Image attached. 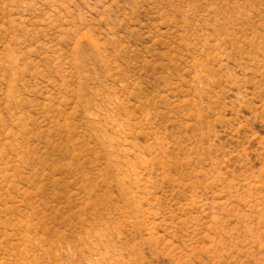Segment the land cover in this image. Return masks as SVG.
Returning a JSON list of instances; mask_svg holds the SVG:
<instances>
[{"label":"rangeland","instance_id":"rangeland-1","mask_svg":"<svg viewBox=\"0 0 264 264\" xmlns=\"http://www.w3.org/2000/svg\"><path fill=\"white\" fill-rule=\"evenodd\" d=\"M0 264H264V0H0Z\"/></svg>","mask_w":264,"mask_h":264}]
</instances>
